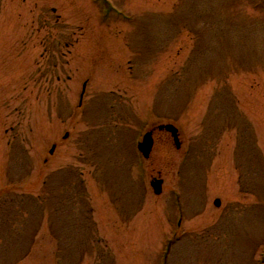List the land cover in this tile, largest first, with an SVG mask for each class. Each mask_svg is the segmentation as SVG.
I'll return each instance as SVG.
<instances>
[{
	"label": "rangeland",
	"instance_id": "obj_1",
	"mask_svg": "<svg viewBox=\"0 0 264 264\" xmlns=\"http://www.w3.org/2000/svg\"><path fill=\"white\" fill-rule=\"evenodd\" d=\"M167 122L181 147L155 132L139 157ZM31 164L38 193L0 204V264H55L66 230L78 264L98 236L109 264H264V0H0V188L34 185Z\"/></svg>",
	"mask_w": 264,
	"mask_h": 264
},
{
	"label": "water",
	"instance_id": "obj_2",
	"mask_svg": "<svg viewBox=\"0 0 264 264\" xmlns=\"http://www.w3.org/2000/svg\"><path fill=\"white\" fill-rule=\"evenodd\" d=\"M159 128H165L166 130H168L173 137V140H174L176 147L179 146L176 128H174L172 125H169V124L168 125H161V126H159ZM151 146H152L151 132H147L143 136L142 141L138 144V148L142 152L143 156L147 157L149 154V151L151 149ZM161 183H162L161 179H153L150 182L155 193H159L161 191ZM216 204H218L217 201H216Z\"/></svg>",
	"mask_w": 264,
	"mask_h": 264
}]
</instances>
